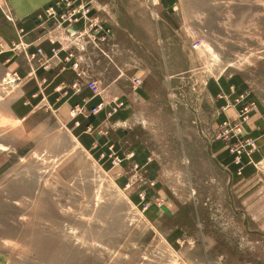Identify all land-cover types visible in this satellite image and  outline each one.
<instances>
[{"label":"rangeland","instance_id":"rangeland-1","mask_svg":"<svg viewBox=\"0 0 264 264\" xmlns=\"http://www.w3.org/2000/svg\"><path fill=\"white\" fill-rule=\"evenodd\" d=\"M56 1L35 18L81 30L70 50L111 35ZM138 1L143 62L97 122L85 77L67 92L40 41L0 32V264H264V0Z\"/></svg>","mask_w":264,"mask_h":264},{"label":"crops","instance_id":"crops-1","mask_svg":"<svg viewBox=\"0 0 264 264\" xmlns=\"http://www.w3.org/2000/svg\"><path fill=\"white\" fill-rule=\"evenodd\" d=\"M9 1L13 6V21L2 22L0 11V32H13L16 31L15 29L20 28L21 32L26 33V36L29 37L32 42L40 41L41 45L38 43H35V45H39L43 48V56L47 63L52 61L51 69L57 70L56 74L54 75V81H57V83L63 82L62 85H64L66 81V83H68L71 80L74 85L75 80L81 79L83 77H85L86 79L85 87L87 81L97 82V84L103 89L102 91H105L107 93L105 94L108 95V98L110 99H106L103 94L93 95L91 93L92 97L90 101V108L98 105L100 102H104L105 107L100 111V113L96 115H89V111L88 116L94 118L96 122L98 121L97 119L100 118H102V120L106 119V113L110 108V106L107 104L108 100L111 101V97L113 93H115L117 87L125 86V83H123L122 79L123 75H126L125 73L127 72V65H129L130 63L143 62V57L139 54V52L136 55L135 51L132 50L133 55H129V34L130 32H139L141 31V29H139L138 27H136V29H129L128 27L123 25L125 24V19L123 17H136L138 15H141V3L138 0H73L79 1L84 5H91L92 8L88 10V13L93 12L96 15L104 17V20L108 21V25L110 27L109 33H111V35L109 34V37L106 35V38L104 40H99V43L96 41L94 42V44H96L95 46L98 47L99 50H97L91 42H88V52L83 56V54H81V51L78 52L74 48H72L73 50L71 49L72 51L70 50V47L74 46V42H82L81 37L78 38V41H74L77 32L81 30H77V32L75 30H72L73 36H67V34H62L59 32V30H54L49 25L44 26V22H41L40 20L35 18V15H38L40 12L44 16H46L47 13L44 11V8L47 7V3H49L50 1L52 2L53 0ZM71 1L72 0H69L68 2L71 3ZM113 16H119L118 28L113 27V19H110V17ZM134 22L137 23L135 18ZM75 26H80L77 27L78 29L82 28L81 22L77 23ZM44 28L45 30H43ZM63 33L65 32L63 31ZM114 33L116 35H113ZM29 38L27 40L30 41ZM133 38L134 40H136V50H139V47L142 46L140 43H138L140 38L139 36L136 37L134 34ZM91 40L94 41L92 38H90L89 41ZM55 46H57V48L62 47L61 51L57 54V60H54L52 58L51 52V50L54 49ZM140 49H142V47ZM70 53L73 55V57H69ZM75 63H78L81 67L79 66L78 68H76L74 66ZM85 64L88 65L87 69L83 66ZM119 69L121 71L118 72ZM110 75L111 78H109ZM72 87L65 84L64 88L67 89V92H70L71 90H73ZM86 89L89 90L87 87ZM120 97L123 98L122 95ZM123 118L124 117L122 116L116 119L118 121L116 125L125 124L121 123L122 120H124ZM95 129L96 128H94V131L96 132Z\"/></svg>","mask_w":264,"mask_h":264},{"label":"built area","instance_id":"built-area-1","mask_svg":"<svg viewBox=\"0 0 264 264\" xmlns=\"http://www.w3.org/2000/svg\"><path fill=\"white\" fill-rule=\"evenodd\" d=\"M71 6H73V4L69 3L68 0H57L56 4L53 5L52 7H50L51 8L50 9V14H52L54 16L55 22L60 23V17L69 15L70 12L74 9V8H70ZM65 10H67V12H63ZM84 12L85 11H83V13ZM51 22L54 23V21H51ZM83 34H85V33L82 32L79 35L82 36ZM90 35H88L89 38H91ZM105 38H106V36L104 35V38L101 39V40H104ZM74 66H75V64H74ZM86 87L91 91V93L93 95H98V94H100L102 92L100 86L95 81H90V82L87 81L86 82ZM104 107H105V103L104 102H100L98 105L92 107V109L90 110L89 115H96V114L100 113V111L103 110ZM106 114H109V111Z\"/></svg>","mask_w":264,"mask_h":264},{"label":"bare ground","instance_id":"bare-ground-1","mask_svg":"<svg viewBox=\"0 0 264 264\" xmlns=\"http://www.w3.org/2000/svg\"><path fill=\"white\" fill-rule=\"evenodd\" d=\"M48 13H50L49 11H47Z\"/></svg>","mask_w":264,"mask_h":264}]
</instances>
